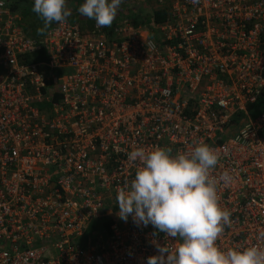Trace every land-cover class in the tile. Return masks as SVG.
Returning <instances> with one entry per match:
<instances>
[{"label":"built area","instance_id":"obj_1","mask_svg":"<svg viewBox=\"0 0 264 264\" xmlns=\"http://www.w3.org/2000/svg\"><path fill=\"white\" fill-rule=\"evenodd\" d=\"M77 0H66L73 4ZM0 0V264H147L178 238L117 216L153 147L218 155L222 250L264 247V0H123L35 40ZM40 55V57H38ZM37 56V59H35Z\"/></svg>","mask_w":264,"mask_h":264},{"label":"clouds","instance_id":"obj_2","mask_svg":"<svg viewBox=\"0 0 264 264\" xmlns=\"http://www.w3.org/2000/svg\"><path fill=\"white\" fill-rule=\"evenodd\" d=\"M122 2L84 0L78 12L98 27H110ZM32 11L46 28L65 22L71 14L66 0H34ZM128 158L140 166L130 185L118 190L117 216L125 222L131 216L138 225H151L166 237L178 238L172 249L157 245L159 255L148 257L147 264H264V247L222 250L216 244L223 226L231 222V213L218 203L217 185L230 184L233 177L228 171L218 178L210 175L218 163L213 148L199 142L191 153L176 155L159 146L137 148Z\"/></svg>","mask_w":264,"mask_h":264},{"label":"trees","instance_id":"obj_3","mask_svg":"<svg viewBox=\"0 0 264 264\" xmlns=\"http://www.w3.org/2000/svg\"><path fill=\"white\" fill-rule=\"evenodd\" d=\"M10 1L12 2L11 9L22 17L21 26L23 32L27 36L35 40H40L41 38H43L46 30H48L54 22H52V24L47 28L44 26V21L42 20V18L38 14L32 11L34 0H10ZM74 15L75 14L71 13L66 20L71 23H79V24L82 23L83 21H88L87 23L89 24L93 20L87 17L81 20L77 17L78 18L77 21H74V18L76 17ZM40 56L42 55L39 54L38 57ZM35 59H37V56H35ZM263 111H264V91L262 92V95L258 99V101L254 105L248 107V112L251 114V116H253L256 112L261 113Z\"/></svg>","mask_w":264,"mask_h":264},{"label":"rangeland","instance_id":"obj_4","mask_svg":"<svg viewBox=\"0 0 264 264\" xmlns=\"http://www.w3.org/2000/svg\"><path fill=\"white\" fill-rule=\"evenodd\" d=\"M84 2V0H77L76 2H74L73 4H67L66 7L70 10L71 9V13L75 14L74 16H76L74 18V21H77V19H85V16H82L79 12H78V7ZM78 17V18H77ZM258 115H260V113L256 112L253 116L252 119L256 118Z\"/></svg>","mask_w":264,"mask_h":264}]
</instances>
